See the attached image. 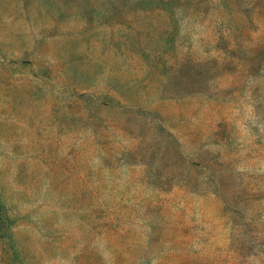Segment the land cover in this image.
I'll return each instance as SVG.
<instances>
[{
	"label": "rangeland",
	"instance_id": "1",
	"mask_svg": "<svg viewBox=\"0 0 264 264\" xmlns=\"http://www.w3.org/2000/svg\"><path fill=\"white\" fill-rule=\"evenodd\" d=\"M0 264H264V0H0Z\"/></svg>",
	"mask_w": 264,
	"mask_h": 264
}]
</instances>
